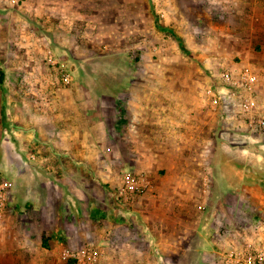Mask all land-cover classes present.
<instances>
[{
    "label": "crops",
    "instance_id": "obj_1",
    "mask_svg": "<svg viewBox=\"0 0 264 264\" xmlns=\"http://www.w3.org/2000/svg\"><path fill=\"white\" fill-rule=\"evenodd\" d=\"M253 2L264 10V0ZM48 4L0 0V56L8 57L0 69V169L18 170L12 207L0 212V240L40 231L56 199L67 205L54 212L51 240L95 218L98 264H223L230 250L264 246V135L243 118L245 128L212 157L209 116L196 124L201 132L208 126L207 138L192 133L191 149L179 156L168 133L154 134L168 120L108 91L113 82L79 77L83 64L58 48L46 24ZM59 64L69 86L54 79ZM257 66L264 107V52ZM128 170L146 178L147 194L122 192ZM6 253L0 264L22 262L19 252Z\"/></svg>",
    "mask_w": 264,
    "mask_h": 264
},
{
    "label": "rangeland",
    "instance_id": "obj_2",
    "mask_svg": "<svg viewBox=\"0 0 264 264\" xmlns=\"http://www.w3.org/2000/svg\"><path fill=\"white\" fill-rule=\"evenodd\" d=\"M253 1L49 0L46 24L56 33L58 48L72 51L74 55L67 57L83 64L77 66L79 77L113 82L115 88L108 91L129 98L141 112L150 110L157 121L168 120V128L154 127V134L168 133L172 141L165 143L178 148L179 156L191 149L193 134L207 138L208 126L205 131L201 126V132L196 124H207L210 116L214 157L217 145L227 144L246 121L233 102L214 108L206 91L211 87L226 90L223 76L236 75L245 67L261 76L257 65L264 52V10ZM156 17L162 29L156 26ZM7 58L0 56V69ZM62 69L59 64L54 79L64 86ZM17 171L0 169V182L14 185L11 194ZM51 203L40 231L8 232L7 239L0 240V255L20 253L23 258L18 264H70L60 258L64 246L98 247L97 221L92 217L85 230L77 223L69 225L68 232L51 240L57 226L54 212L67 205L56 199ZM27 213L30 220L37 217L32 210ZM26 234L31 238L28 244Z\"/></svg>",
    "mask_w": 264,
    "mask_h": 264
},
{
    "label": "built area",
    "instance_id": "obj_3",
    "mask_svg": "<svg viewBox=\"0 0 264 264\" xmlns=\"http://www.w3.org/2000/svg\"><path fill=\"white\" fill-rule=\"evenodd\" d=\"M13 3H21V0H11ZM50 64H56L52 57ZM222 84L227 90L221 88H209L206 96L214 108H221L225 103L237 104L239 115L247 119L249 127L264 135V107L258 94L259 76L251 68L245 67L238 74L227 73L222 78ZM61 83L69 86L72 76L68 73L61 75ZM124 186L122 192L128 196L148 193L150 184L143 176L127 171L123 174ZM14 185L12 182H0V212L6 210ZM101 257L98 247L90 246H64L60 253L62 261L70 264H98ZM223 264H264V246L249 243L239 249H233L225 253Z\"/></svg>",
    "mask_w": 264,
    "mask_h": 264
},
{
    "label": "trees",
    "instance_id": "obj_4",
    "mask_svg": "<svg viewBox=\"0 0 264 264\" xmlns=\"http://www.w3.org/2000/svg\"><path fill=\"white\" fill-rule=\"evenodd\" d=\"M156 26L159 28V29H162L160 23H159V18L156 17Z\"/></svg>",
    "mask_w": 264,
    "mask_h": 264
}]
</instances>
